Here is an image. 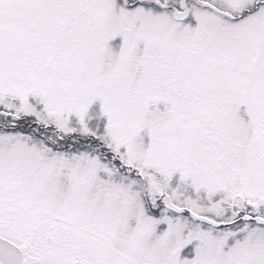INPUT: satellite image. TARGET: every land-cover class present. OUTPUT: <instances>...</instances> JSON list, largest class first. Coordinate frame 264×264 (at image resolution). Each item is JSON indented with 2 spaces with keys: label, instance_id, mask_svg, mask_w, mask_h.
Wrapping results in <instances>:
<instances>
[{
  "label": "snow or ice",
  "instance_id": "1",
  "mask_svg": "<svg viewBox=\"0 0 264 264\" xmlns=\"http://www.w3.org/2000/svg\"><path fill=\"white\" fill-rule=\"evenodd\" d=\"M0 264H264V0H0Z\"/></svg>",
  "mask_w": 264,
  "mask_h": 264
}]
</instances>
